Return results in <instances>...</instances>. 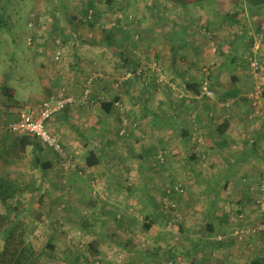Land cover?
I'll return each mask as SVG.
<instances>
[{
	"label": "crops",
	"instance_id": "obj_1",
	"mask_svg": "<svg viewBox=\"0 0 264 264\" xmlns=\"http://www.w3.org/2000/svg\"><path fill=\"white\" fill-rule=\"evenodd\" d=\"M99 2L92 11L97 19L111 22L135 13L137 16L130 15L138 20L134 27H139L131 31L123 25L122 29L101 31L96 38H81V33L89 32L64 24L63 38L54 43L71 44L74 54L69 58L73 62H35L42 95L31 93L27 102L15 104L16 90L0 76L4 78L0 87L12 88L13 96L0 95V183L13 195L4 202L0 189V207L12 216L11 210L19 214L23 209L17 207L29 206L28 200L21 202L25 196H41L42 200L63 192L69 201L67 220L78 227L86 243L98 242L100 254L95 258H102L100 264H109L107 259L115 248L126 249L124 264H148L145 260L150 253L145 250L157 245L170 252L175 264H250L264 256V246L258 244L264 241L263 236L239 241L232 234L236 229L257 226L263 218L256 198L264 177V5L236 6L228 0H212L182 9L167 1ZM237 12L238 20L230 19ZM155 16L166 24L161 31L157 30L158 19L153 27L144 25ZM92 50L100 62H90ZM145 50L157 57L162 68L160 78L155 75L157 80L151 83L155 88L145 83L151 94L139 95L134 89L132 94L126 92L137 80L119 88L112 76L105 77L94 84L90 107L69 108L47 122L50 132L59 136L75 157L76 171L64 172L57 154L35 137L6 130L7 124L19 120L64 82L79 94L91 73L101 71L96 67L113 57L112 51L127 55L120 56L119 71H132L137 69L136 63L138 67L142 64L137 53ZM255 55L262 66L259 76L250 68L249 58ZM206 66L214 98H201L196 86L189 87L199 84ZM135 77L143 80V74ZM115 86L119 92L110 95ZM258 87L262 95L254 105L248 96ZM154 92L159 95L156 102ZM103 102L113 103L111 113L102 108ZM152 120H162L161 126H154ZM153 135L157 138L152 142ZM160 150L168 155L164 165L156 166L155 155ZM91 152L100 163L89 167ZM38 158L48 164L46 169L37 163ZM151 170L167 181L166 191L160 190L155 179L152 187L149 185L147 180L155 178L154 172L144 177ZM178 184L185 193L170 197L168 190ZM138 188L150 193L146 200L135 203V198H140ZM168 201L177 208L166 209ZM46 205L41 209L43 222L51 220L50 211L55 210ZM149 211L155 215H148ZM95 217L98 222L90 224ZM219 235L224 236L222 242L217 240ZM188 257L191 259L186 262Z\"/></svg>",
	"mask_w": 264,
	"mask_h": 264
},
{
	"label": "rangeland",
	"instance_id": "obj_2",
	"mask_svg": "<svg viewBox=\"0 0 264 264\" xmlns=\"http://www.w3.org/2000/svg\"><path fill=\"white\" fill-rule=\"evenodd\" d=\"M89 1L91 0H0V76L6 77L8 79V85L16 90L15 104L24 103L25 101L27 102L31 93H35L38 96L42 95L41 93L39 94L41 85L37 78V73L34 69L35 62H54L52 60H54V56L57 50H61L64 54V62H73L72 59L70 60V58L74 54L72 45L69 44L68 46H60V44L62 43H60L59 45L54 43L55 39L63 38L64 34L62 32V27L64 24H67L66 26H68V28L70 29L74 28L72 26H75L79 31L81 30L82 32H85L87 30V32H89L88 35L87 33H85L84 35L81 33V38H86V36L90 38L89 35H95L96 38V35H101V31L108 30V28H114L116 30L122 29L124 28L123 25L125 26V29L131 31L139 27L138 25L137 27H134V22L138 23V20L137 18L134 19V15H130L135 13L127 14L128 16L125 15L123 18L114 19V21L111 22H108L106 20L101 21L100 19H97L96 14L94 12L91 13L92 10L89 11L87 9ZM94 1L95 4L100 3V0ZM141 7H144V5L142 4ZM75 13H78V15H76V17L74 18L73 15ZM125 17L128 19H126ZM157 19V16H155V19L152 18L148 22L146 21L144 25H146L148 28L150 23V25L153 27L155 26L154 23ZM156 25H158L157 30L161 31L160 28H162L166 24H163L161 20L158 19ZM245 37L246 35L244 36V39ZM30 38L33 39V45L29 44ZM71 39H73V37ZM245 41H247V37ZM68 43H70V40ZM63 47H66V49H64ZM247 47L248 45L246 46V48ZM114 48H116V45H114L113 49ZM105 52L107 53V51ZM150 53V50H145L142 51V54L137 53V55H140L142 57V62H146L147 64L151 62H160L159 60H157V57L150 56ZM112 54H114L113 57L111 59L110 57H108L109 60L106 62V65H99L98 67H96L98 69H101L104 77L112 76L115 81H117L119 88H123V86H125L127 83L132 82L133 79L137 80V83H134L133 85L129 86L130 88H128L131 93L129 92V90L126 92L132 94V90L134 89V92L138 91L137 94L139 95L143 92H149L151 94L150 90L146 88L145 83L148 82L151 89L155 88V84L151 85V83H155V81L157 80L155 75L160 78L159 74L157 72L154 73L150 70L151 72H148V76L146 78L145 76H143V80L139 81L138 79H136V77H130L131 79L128 78L127 80L125 78L129 73H136L135 68L134 71H124L122 68L121 71H119V58L120 56L127 55L123 51H117V54L113 53L112 51ZM100 55L101 54L98 52V58H100ZM108 55L110 54L108 53ZM246 55L248 56V53ZM91 57L92 58L90 62L101 61L100 59H96V52L94 53V50L91 51ZM204 68L208 67L206 66ZM3 81L4 78H2L0 83H2ZM119 88L116 87L115 91H112L111 94L109 92V94L114 96L119 92L117 91ZM166 88L168 89V87ZM177 89H179L178 86ZM155 91H158V89H156ZM165 92L168 93V90H165ZM157 98H159L158 92H154L153 101H155ZM151 108H153V105H151ZM160 122H162V120H154L152 123L154 126H161ZM155 135L151 136L150 140L154 138L156 139L157 137ZM153 141L154 140H152V142ZM136 143H138V140ZM156 143L159 144L158 141H156ZM133 145L135 144H132V148ZM158 154L156 153L155 155V165L158 166L159 164L160 166H162L164 164L158 159ZM77 168L78 167L76 166V169L72 171H76ZM151 171L146 172L144 177L148 178L147 176L152 175V173L154 172L155 178L147 180L149 181V185L152 187V180L155 179L156 184L158 185L160 190L165 188L164 191H166L169 187L168 186L166 188L167 181L162 177L161 174L159 177V173H157L156 171ZM70 172L71 171L67 173ZM157 176L158 178H156ZM65 182L66 180L62 182V184H64ZM138 191V195L140 196V198L136 197L135 203L140 202L142 199L146 200L148 198V194L150 193L149 190L146 191L140 188H138ZM40 197L41 196L33 195L25 196V198H23L21 202L25 204V201L28 200L27 202L29 203V206H27L26 208H24L23 206L17 207L23 210L19 214H17L16 217L19 232L25 233L24 240L27 243L29 242V244H31L35 249V254L38 258L37 264H79L78 262L80 261L81 264H100V260L102 258H91L87 256L89 244L86 243L85 237H82L78 234V227H74L72 223L67 220V216L69 214V201H67L68 196L64 195L63 192H60L58 194H51L45 198H42V200H40ZM46 203L48 204L46 206H49L51 208L53 206L55 210L54 212L50 211L51 213H53L51 220L48 219V222H43L45 221L43 220V217L45 215L41 212V209L44 208V204ZM70 211L72 212V210ZM4 212H6L5 209L0 207V214H4ZM10 212L12 213V216L15 215L14 211L11 210ZM148 215L154 216L155 213L153 211H149ZM97 222L98 218L95 217L94 221L90 224H94ZM37 224H40V226L35 227ZM51 243L55 244V249H52L50 247ZM114 250H111L112 256L107 259L109 264H124V254L126 252V249L115 248ZM145 252L147 254L150 253V256L148 258L146 256L145 260L148 262V264L176 263L173 262L171 258H169L170 252H166L158 245L156 247H152V250H145ZM190 259L191 258L188 257L185 261L187 262Z\"/></svg>",
	"mask_w": 264,
	"mask_h": 264
},
{
	"label": "built area",
	"instance_id": "obj_3",
	"mask_svg": "<svg viewBox=\"0 0 264 264\" xmlns=\"http://www.w3.org/2000/svg\"><path fill=\"white\" fill-rule=\"evenodd\" d=\"M91 13H93L91 11ZM91 16V15H90ZM208 39H211V34L206 30L202 31ZM29 44L33 45V39H29ZM64 59V54L61 50H57L54 56V62L61 63ZM250 68L255 76H259L262 66L257 55L249 58ZM161 73L162 68L159 62H151L147 64L142 62L136 73H129L127 78L135 77V75H141L147 77L149 71ZM150 71V72H151ZM105 79L104 74L101 71L95 70L87 78L83 84L79 94L73 92L70 88L65 85V82L61 84L60 88L53 93L51 96L40 102L35 108L31 109L29 112H25L21 118L15 122L9 123L5 126L6 130L12 134L28 135L35 137L39 140L45 147L50 148L54 151L58 158L60 159V165L64 172H69L76 169L75 157L68 151L64 146L61 138L55 134H52L48 129L47 122L50 121L57 114L64 112L65 110L72 107H90L94 103V92L93 86L99 81ZM200 84V94L201 98H214L215 91L211 86L210 72L208 68H204L202 74L199 78ZM118 85V84H117ZM262 95V90L260 87L254 93L249 94V98L254 100V105L257 104L258 98ZM127 120H124L125 126L127 125ZM124 128L123 134L126 133ZM167 152L161 150L158 154V159L163 163L166 161ZM168 195L173 197L174 195H181L185 193L183 185L178 184L174 188L168 190ZM258 196L256 198V205L262 212V221L253 228H240L233 231V237L239 241L244 240L246 237H261L264 238V177L259 182L257 186ZM166 209L177 208V204L174 202L164 203ZM217 240L222 242L224 240L223 235L217 236ZM262 241V240H261ZM259 241L258 244L264 246V241ZM254 245V244H250Z\"/></svg>",
	"mask_w": 264,
	"mask_h": 264
},
{
	"label": "trees",
	"instance_id": "obj_4",
	"mask_svg": "<svg viewBox=\"0 0 264 264\" xmlns=\"http://www.w3.org/2000/svg\"><path fill=\"white\" fill-rule=\"evenodd\" d=\"M105 1L108 5H112V3L116 0H105ZM151 1L152 3L167 1L182 9H186L190 5L200 4L212 0H151ZM228 1H231V3L236 6L244 3H247L252 7H258L264 5V0H228ZM90 3L91 4L89 5V7L92 9V11H94L93 9L95 7V2L90 1ZM238 17H239V13L237 12L236 14H233V16L231 15L230 19L238 20ZM138 65L139 64L136 63V68H137L135 69L136 71L139 69ZM132 71H134V69ZM115 83H117V81H115L114 84ZM192 86L193 87L196 86L195 92L197 95L200 94V84L197 85L194 83L193 85L192 84L189 85L190 88ZM2 94L6 95L5 97H8L9 99L13 98L12 88L8 86L4 88L0 87V95ZM110 105H113V103L111 102L101 103L102 108L108 113H111ZM23 136L26 137V135ZM40 143H35V145H40ZM29 144L30 141L28 142V145ZM37 163L40 164L41 167L44 169H46L48 166V164L46 162H43L40 158L37 159ZM98 163H100L99 158L96 156L94 152H91L90 156H88L87 158V165L91 167ZM0 189L4 194L3 195L4 202H8L13 196L12 194H10L9 187L6 186L5 183H0ZM16 217L17 214H15L14 216H11V214L9 215L7 213L0 214V264H37L38 258L37 255L35 254V249L31 244H29V242L27 243L24 240L25 233L19 232ZM148 228L149 226L146 225V229ZM50 247L52 249H55V244L51 243ZM87 253H88L87 255L88 257L91 258L98 257L100 252L98 249L97 241L89 243ZM78 263L81 264V261ZM250 264H264V256L253 260Z\"/></svg>",
	"mask_w": 264,
	"mask_h": 264
}]
</instances>
